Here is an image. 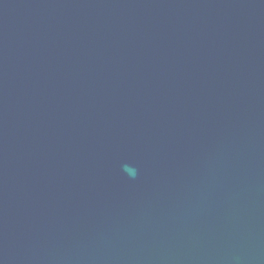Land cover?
Instances as JSON below:
<instances>
[{"label": "water", "instance_id": "1", "mask_svg": "<svg viewBox=\"0 0 264 264\" xmlns=\"http://www.w3.org/2000/svg\"><path fill=\"white\" fill-rule=\"evenodd\" d=\"M0 264H264V0H0Z\"/></svg>", "mask_w": 264, "mask_h": 264}]
</instances>
